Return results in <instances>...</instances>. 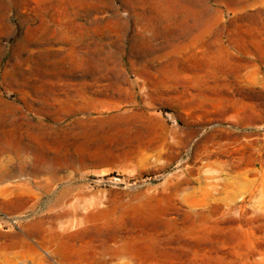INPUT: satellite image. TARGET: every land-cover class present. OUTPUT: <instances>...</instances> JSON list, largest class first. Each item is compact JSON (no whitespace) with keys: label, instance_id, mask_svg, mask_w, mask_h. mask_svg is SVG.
Segmentation results:
<instances>
[{"label":"rangeland","instance_id":"obj_1","mask_svg":"<svg viewBox=\"0 0 264 264\" xmlns=\"http://www.w3.org/2000/svg\"><path fill=\"white\" fill-rule=\"evenodd\" d=\"M0 264H264V0H0Z\"/></svg>","mask_w":264,"mask_h":264},{"label":"bare ground","instance_id":"obj_2","mask_svg":"<svg viewBox=\"0 0 264 264\" xmlns=\"http://www.w3.org/2000/svg\"><path fill=\"white\" fill-rule=\"evenodd\" d=\"M56 216V215H55Z\"/></svg>","mask_w":264,"mask_h":264}]
</instances>
